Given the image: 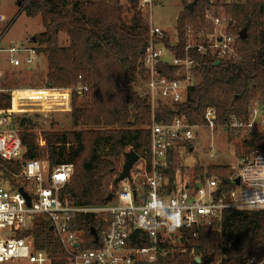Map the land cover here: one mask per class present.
Wrapping results in <instances>:
<instances>
[{"label": "trees", "instance_id": "16d2710c", "mask_svg": "<svg viewBox=\"0 0 264 264\" xmlns=\"http://www.w3.org/2000/svg\"><path fill=\"white\" fill-rule=\"evenodd\" d=\"M196 1L189 9L191 2ZM132 13L129 21L122 18L121 0H25L21 10L29 17L41 16L44 31L34 36L46 54V89L71 91V129L45 133L42 147L34 133L23 128L16 115L19 134L27 160L46 157L51 169L73 164L74 173L62 191V198L72 205H102L119 187L114 185L124 163V154L134 150L140 157L150 148L153 120L171 123L183 117L191 125H203L208 109L217 113V125L227 127L231 117L249 121L252 105L264 108V0L233 1L219 5L210 0H182L184 8L177 17L178 45L165 43L181 56L187 45L188 27L196 35L214 31L206 13H223L229 23L227 33L235 37V54L224 58L207 51L192 52L197 61V83L190 87L183 103L153 107L147 92V74L142 59L150 40V24L140 8L141 0H127ZM247 30L241 39L239 32ZM66 34L69 45H61ZM216 64V62H218ZM4 78L0 79V83ZM51 84V86H49ZM80 87L88 90L80 91ZM12 93L0 87V109L12 107ZM184 146L189 151L192 142ZM264 149V128L248 132L236 150L237 157ZM176 153H170L165 171L171 180L180 167ZM13 170L20 164L10 162ZM234 174L230 166H211L208 176L228 180ZM196 179L204 178L203 167H196ZM77 229L83 247L92 248L91 229L105 228L103 216L79 214ZM36 247L62 256L59 243L47 224L41 222L32 232ZM184 251L159 256L154 264H243L250 257H261L264 244V210L223 211L210 224L183 230ZM201 258V262L196 260ZM56 264H62L57 261Z\"/></svg>", "mask_w": 264, "mask_h": 264}, {"label": "built area", "instance_id": "2783aa9c", "mask_svg": "<svg viewBox=\"0 0 264 264\" xmlns=\"http://www.w3.org/2000/svg\"><path fill=\"white\" fill-rule=\"evenodd\" d=\"M153 1L141 0L140 6L151 5ZM206 18L214 27L213 33L205 36L206 45L204 35L194 34L189 26L187 45L181 56L172 49L178 45V35L171 42L172 47H168L164 30L150 26V40L142 63L153 107L159 101L176 104L187 100L190 87L198 80L193 51L201 54L210 51L220 58L235 54V37L226 31L228 20L209 10ZM7 22L8 18L0 12V79L5 77L8 68L34 67L43 56L33 38L8 43L6 36L11 26ZM79 90L88 89L80 87ZM70 103L71 91L68 98L57 104L70 110ZM18 111L15 98L11 108L0 109V264H56L57 261L62 264H154L159 256L184 251L180 247L185 229L210 224L228 209L264 210V149L244 154L239 159V168H234L228 180L206 176L188 182L181 168L171 180L165 172L170 165V153L186 149L184 144L194 140V129L215 128L214 109L207 110L203 125H191L183 117H176L171 123L153 120L149 127V151L140 157L131 179L119 183L110 202L91 206L72 205L62 198V191L74 173L73 164L51 169L47 161L25 159L16 121ZM226 128L247 133L261 131L264 108L254 103L249 121L231 117ZM10 162L20 164L19 170H13ZM21 189L30 196V205ZM79 214L104 217L106 226L97 233L98 241L92 235L95 247L82 245V233L76 222ZM41 222L47 224L61 246V257L36 247L32 232ZM243 264H264V244L261 257H250Z\"/></svg>", "mask_w": 264, "mask_h": 264}, {"label": "rangeland", "instance_id": "374dc122", "mask_svg": "<svg viewBox=\"0 0 264 264\" xmlns=\"http://www.w3.org/2000/svg\"><path fill=\"white\" fill-rule=\"evenodd\" d=\"M18 1L0 0V12L8 18L7 24L11 26L6 36L8 43L33 38L44 31L41 16H27L21 10V6H18ZM233 1L213 0V3L221 5ZM128 6L127 0H121V14L126 21H129L132 16ZM140 8L150 26L160 27L169 36L170 42H175L178 35L176 30L177 17L184 8L182 0H154L151 5L140 6ZM219 17L227 20V16L223 13H220ZM60 44L64 46L70 44L66 34L61 35ZM46 73L47 60L46 54L43 53L41 60L34 67L8 68L4 79L0 83V87L13 93L14 97L12 99L15 98V108L19 110L17 116L22 118L21 121L24 118V125L27 124L25 118L32 119L31 123H28L23 129L34 133L42 147L46 144L45 133L71 129L70 116L66 113L71 109L65 110L64 106L57 104L59 100H62L61 97H67L62 96L63 93L50 92L43 88ZM193 132L192 148L189 151L187 148H181L176 152V159L179 161L188 182L196 179L194 175L196 167H203L204 177L208 176L207 170L211 166L239 168L238 163L242 156L237 157L236 150L243 144L247 132L227 129L223 125H216L214 129L200 126L199 129H194ZM40 160L47 161V158L44 156ZM138 166L139 164L136 168ZM133 169H135V166ZM208 177L217 178L216 176Z\"/></svg>", "mask_w": 264, "mask_h": 264}, {"label": "water", "instance_id": "95a60500", "mask_svg": "<svg viewBox=\"0 0 264 264\" xmlns=\"http://www.w3.org/2000/svg\"><path fill=\"white\" fill-rule=\"evenodd\" d=\"M23 1H25V0H19L18 6H21ZM195 3H196V1L191 2L189 4L188 8L192 9L194 7ZM229 23L231 24V22H229ZM239 36L241 39L246 38L247 37V30L246 29L241 30L239 32ZM33 40L35 41V38H33ZM217 63H219V61L216 62V64ZM49 86H51V84H49ZM23 122H24V118L22 120V123ZM139 160H140V155L138 153H136L134 150L127 151L124 154V163L122 166V170H121L120 174L115 178L113 184L118 185L119 183H121L122 181H124L126 179H131V172ZM236 183H239L238 179L236 180ZM21 191L26 195L28 204L30 205V203H31L30 196H28V194H26V192H24L23 189H21ZM134 194L136 195V191H134ZM113 198H114V194H110V196L108 197V201L110 202ZM91 233L95 237V241H98V234L94 228L91 229ZM197 261L200 262V258L197 259Z\"/></svg>", "mask_w": 264, "mask_h": 264}, {"label": "crops", "instance_id": "0c3cea01", "mask_svg": "<svg viewBox=\"0 0 264 264\" xmlns=\"http://www.w3.org/2000/svg\"><path fill=\"white\" fill-rule=\"evenodd\" d=\"M47 90L50 91V92H60V93H63L62 96H66L67 98H68V93L70 95V90L69 89H59V90H62V91H55V90H51V89H47ZM61 99H63V98L61 97Z\"/></svg>", "mask_w": 264, "mask_h": 264}, {"label": "bare ground", "instance_id": "6f19581e", "mask_svg": "<svg viewBox=\"0 0 264 264\" xmlns=\"http://www.w3.org/2000/svg\"><path fill=\"white\" fill-rule=\"evenodd\" d=\"M15 94H17V93H15Z\"/></svg>", "mask_w": 264, "mask_h": 264}]
</instances>
